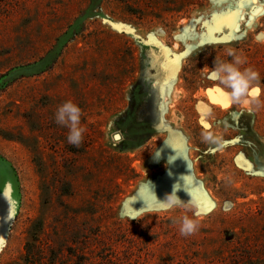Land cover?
Segmentation results:
<instances>
[{
    "label": "rangeland",
    "instance_id": "1",
    "mask_svg": "<svg viewBox=\"0 0 264 264\" xmlns=\"http://www.w3.org/2000/svg\"><path fill=\"white\" fill-rule=\"evenodd\" d=\"M228 50L259 74L251 111L208 96ZM0 164V198L18 192L0 264H264V2L0 0ZM176 185L185 206L161 209Z\"/></svg>",
    "mask_w": 264,
    "mask_h": 264
},
{
    "label": "clouds",
    "instance_id": "2",
    "mask_svg": "<svg viewBox=\"0 0 264 264\" xmlns=\"http://www.w3.org/2000/svg\"><path fill=\"white\" fill-rule=\"evenodd\" d=\"M227 54L232 57V60L225 62L215 60L214 74L221 85H223L224 94L230 102L242 105L251 111L252 105L257 103V98L251 96V90L254 82L258 80L259 74L251 67L242 69L241 66L245 63V60L241 56L235 55L232 50H228ZM81 115V108L72 101L64 102L55 113L56 123L69 129L67 142L76 147L81 145L83 133L85 132V128L81 126ZM106 138L111 139L114 142L113 146H116L124 139V136L118 130L113 131V122L110 121ZM203 140L216 143L219 138L214 137L211 133H204ZM178 189L179 185H176L171 193L166 194L162 201H158L161 209L172 210L185 206V202H182L176 194ZM196 207V204L193 203V208ZM193 216L196 218H190L185 215L177 221L180 225L179 231L181 235L188 236L198 230L199 212H194Z\"/></svg>",
    "mask_w": 264,
    "mask_h": 264
},
{
    "label": "snow or ice",
    "instance_id": "3",
    "mask_svg": "<svg viewBox=\"0 0 264 264\" xmlns=\"http://www.w3.org/2000/svg\"><path fill=\"white\" fill-rule=\"evenodd\" d=\"M214 2H215V0H214ZM262 2H264V0H262ZM233 27H235V21H233L231 24L223 23V24L217 25L216 27L210 29L207 32V35L209 37H213V36H215L221 32L228 30L229 28H233ZM167 54H168V56H171L170 51H168ZM257 94H258V90H254L252 93V95H257ZM208 96L212 100L213 103H217L224 108H228L230 106V100L224 94V92L219 88H216L214 90H209ZM201 123L204 125V127H206V128L208 127V125L204 122L203 118L201 119Z\"/></svg>",
    "mask_w": 264,
    "mask_h": 264
},
{
    "label": "water",
    "instance_id": "4",
    "mask_svg": "<svg viewBox=\"0 0 264 264\" xmlns=\"http://www.w3.org/2000/svg\"><path fill=\"white\" fill-rule=\"evenodd\" d=\"M12 186L14 188V195L16 197L15 200V207L13 210H11L8 215L5 217L4 221L0 225V250L5 243L6 240V235L8 233L9 227L12 223V220L14 219V216L17 213V208H18V192H17V185L14 183V180L11 179Z\"/></svg>",
    "mask_w": 264,
    "mask_h": 264
},
{
    "label": "bare ground",
    "instance_id": "5",
    "mask_svg": "<svg viewBox=\"0 0 264 264\" xmlns=\"http://www.w3.org/2000/svg\"><path fill=\"white\" fill-rule=\"evenodd\" d=\"M13 195H14V193H13ZM15 200H16L15 196H12L6 200L4 198L5 202L3 203L2 207L3 208H9V210H8V213H9L14 208L13 206L15 205ZM6 216H7V213L0 214V220L3 222Z\"/></svg>",
    "mask_w": 264,
    "mask_h": 264
},
{
    "label": "trees",
    "instance_id": "6",
    "mask_svg": "<svg viewBox=\"0 0 264 264\" xmlns=\"http://www.w3.org/2000/svg\"><path fill=\"white\" fill-rule=\"evenodd\" d=\"M49 60H50V59H49V57H48V58H47L45 61H43L41 64H39V65H37V66H34V67H33V66H28V67H25V69H29V70H30V69H34V71H35V70L38 71V70L42 69V67H44L46 64H48ZM39 66H40V68H39ZM36 68H38V69H36ZM21 69H22V68H21ZM30 71H31V70H30ZM30 71H29V72H24V73H31L32 71H31V72H30ZM20 73H21V72H20ZM24 73H23V74H24ZM18 74H19V73H18Z\"/></svg>",
    "mask_w": 264,
    "mask_h": 264
},
{
    "label": "crops",
    "instance_id": "7",
    "mask_svg": "<svg viewBox=\"0 0 264 264\" xmlns=\"http://www.w3.org/2000/svg\"><path fill=\"white\" fill-rule=\"evenodd\" d=\"M3 168V166H1V164H0V168ZM10 181H11V179H9ZM12 196H15V195H11V197ZM6 200V199H5ZM5 201H4V198L1 196V198H0V214H3V213H7V215H8V210H9V208H3L2 207V205H3V203H4ZM13 207H15V205L13 206ZM1 223H2V221L0 220V225H1Z\"/></svg>",
    "mask_w": 264,
    "mask_h": 264
}]
</instances>
